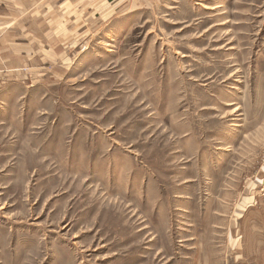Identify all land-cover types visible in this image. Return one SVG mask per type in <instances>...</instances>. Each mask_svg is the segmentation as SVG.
<instances>
[{
	"label": "rangeland",
	"instance_id": "1",
	"mask_svg": "<svg viewBox=\"0 0 264 264\" xmlns=\"http://www.w3.org/2000/svg\"><path fill=\"white\" fill-rule=\"evenodd\" d=\"M135 1L2 113L0 264H264V0Z\"/></svg>",
	"mask_w": 264,
	"mask_h": 264
},
{
	"label": "crops",
	"instance_id": "2",
	"mask_svg": "<svg viewBox=\"0 0 264 264\" xmlns=\"http://www.w3.org/2000/svg\"><path fill=\"white\" fill-rule=\"evenodd\" d=\"M135 3L0 0V70L8 71L0 86V117L7 110L13 116L14 101L21 96V91L14 90L26 87L28 75L55 73L56 66L68 58V47L91 40L101 21H107L116 9L126 8L127 4L130 9Z\"/></svg>",
	"mask_w": 264,
	"mask_h": 264
},
{
	"label": "built area",
	"instance_id": "3",
	"mask_svg": "<svg viewBox=\"0 0 264 264\" xmlns=\"http://www.w3.org/2000/svg\"><path fill=\"white\" fill-rule=\"evenodd\" d=\"M7 72L8 71H2V70H0V77H2V78H0V86H1V83H3V79H5L8 76V73Z\"/></svg>",
	"mask_w": 264,
	"mask_h": 264
}]
</instances>
